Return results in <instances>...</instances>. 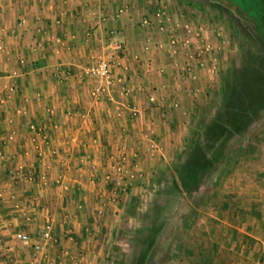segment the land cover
Returning <instances> with one entry per match:
<instances>
[{"label": "crops", "instance_id": "1", "mask_svg": "<svg viewBox=\"0 0 264 264\" xmlns=\"http://www.w3.org/2000/svg\"><path fill=\"white\" fill-rule=\"evenodd\" d=\"M162 4L0 0V264H67L69 254L73 264H104L112 245H125L131 209L151 199L148 183L188 151L217 84ZM113 41V95L95 99L85 69ZM120 157L123 184L112 171ZM251 205L236 245L244 263L258 254L264 264V215ZM46 220L54 240L39 252Z\"/></svg>", "mask_w": 264, "mask_h": 264}, {"label": "rangeland", "instance_id": "2", "mask_svg": "<svg viewBox=\"0 0 264 264\" xmlns=\"http://www.w3.org/2000/svg\"><path fill=\"white\" fill-rule=\"evenodd\" d=\"M229 1L250 13L256 20L264 21V0ZM166 2L167 6L163 7L162 4V9L169 18L166 21H181L184 28L178 26L177 29H184L189 33L184 39L181 38V43L199 46V53L196 55L200 59L199 66L217 84V89L214 90L215 93L218 92L217 96L202 105L200 126L203 117L206 121L222 112L224 96L221 94L225 93L229 78L236 75L242 66L244 57L250 54L264 55V48L258 41L241 32L239 22L230 19L227 21L225 8L217 9L209 0ZM166 29L171 33V27ZM196 32L200 35L196 36ZM175 34L171 37L174 41L172 45L175 40L176 43L180 42L179 32L176 31ZM259 109L248 130L228 143V153L233 155V147L244 151L235 159L222 155L205 178L204 184L196 192L184 194L171 207L172 218H168V226L158 240L150 264H207V261L202 260L209 259H212L210 264H246L236 241L241 237V224L247 220L248 214L244 208L247 201L252 203L251 209H261L264 215V106ZM171 176V169L168 168L161 176L160 180L163 181L148 183V187L149 184L155 185L152 186L151 199L145 201L143 198L142 204L138 202V208L135 206L131 209L133 220L131 223L125 220L121 231V234H126L125 245H112L104 264L133 263L143 242L144 221L151 216L154 204L163 202V197L156 191L159 187L166 186ZM247 197L249 200H246ZM256 248L258 247L254 244L252 249ZM186 250L191 251L186 253ZM257 255L254 256L255 260ZM252 259L248 264H256Z\"/></svg>", "mask_w": 264, "mask_h": 264}, {"label": "trees", "instance_id": "3", "mask_svg": "<svg viewBox=\"0 0 264 264\" xmlns=\"http://www.w3.org/2000/svg\"><path fill=\"white\" fill-rule=\"evenodd\" d=\"M223 96L222 112L206 121L202 118L188 151L181 153L172 164V176L167 185L163 183L164 186L157 189L163 202L155 203L151 216L144 221L143 242L132 264L152 262L158 240L164 235L168 218L172 216L171 207L184 194L196 192L204 184L220 157L227 155L235 159L244 151L233 147L232 155L227 146L233 138L248 130L254 115L264 106V55L245 56L237 74L229 78Z\"/></svg>", "mask_w": 264, "mask_h": 264}, {"label": "built area", "instance_id": "4", "mask_svg": "<svg viewBox=\"0 0 264 264\" xmlns=\"http://www.w3.org/2000/svg\"><path fill=\"white\" fill-rule=\"evenodd\" d=\"M111 33H115V31H111ZM200 33L196 32V36H199ZM172 42H174L172 40ZM110 50H107L104 54L97 57V60L90 65H88L85 69V72L93 77V84L90 88V95L98 99L101 96L104 97H112L113 95V87L115 84V73L113 70V63H114V51L120 48V44L113 41L110 43ZM199 50V46H198ZM125 158L120 157L118 161L112 166V171L114 177L122 184L126 181L128 177V169L124 162ZM129 177L132 178L133 175L130 173ZM106 180H111L112 177L110 174H107L105 177ZM17 238L21 241L27 243L30 241L31 237L27 233H17ZM41 240L33 244V248L36 251L41 252L45 246H47L51 241L54 240V232H53V224L51 220H46L42 225V229L40 232ZM77 257L73 254L68 255V263H72L75 261ZM74 263V262H73ZM58 264H65V263H58Z\"/></svg>", "mask_w": 264, "mask_h": 264}, {"label": "flooded vegetation", "instance_id": "5", "mask_svg": "<svg viewBox=\"0 0 264 264\" xmlns=\"http://www.w3.org/2000/svg\"><path fill=\"white\" fill-rule=\"evenodd\" d=\"M211 1V0H209ZM213 3V1H211ZM218 7H221L217 4H214ZM225 17L227 18V21H237L239 22V28L241 32L247 34V37L253 38L261 45L262 48H264V21L256 20L250 13L242 11L241 9H236V14L231 12L230 10L226 9L225 11Z\"/></svg>", "mask_w": 264, "mask_h": 264}, {"label": "water", "instance_id": "6", "mask_svg": "<svg viewBox=\"0 0 264 264\" xmlns=\"http://www.w3.org/2000/svg\"><path fill=\"white\" fill-rule=\"evenodd\" d=\"M211 1H213L214 4H217V5L225 8V9H228V10H230L231 12H233L235 14H236V9L239 8L238 5L233 4L229 0H211Z\"/></svg>", "mask_w": 264, "mask_h": 264}]
</instances>
